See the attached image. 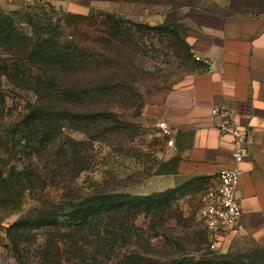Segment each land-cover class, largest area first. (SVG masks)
<instances>
[{
	"label": "rangeland",
	"instance_id": "rangeland-1",
	"mask_svg": "<svg viewBox=\"0 0 264 264\" xmlns=\"http://www.w3.org/2000/svg\"><path fill=\"white\" fill-rule=\"evenodd\" d=\"M0 12L14 17L26 37H34L32 25L19 21L33 15L43 37L57 36L60 44L66 40L79 43L92 55L83 60L85 65L79 70L66 73L87 82L88 96L83 103L77 100L78 105L70 107L66 115L62 113L61 129L54 128L56 140L39 148L40 137L25 136L20 120L33 103L39 109L46 106L44 92L36 97L33 87L45 81L48 73L41 66L35 69L27 62L29 55L23 56L19 49L0 47L4 102L0 105V169L5 175L12 174L15 188L24 193L20 209L11 211L12 205H0V264H82L83 255L86 264H96L95 258L99 263L103 260L102 264H119L125 250L150 256L149 264H264V250L249 242H238L221 252L220 242L209 237L198 251L194 250L190 238L195 234L206 236L197 217L204 198L200 181L138 194L146 190L144 183L153 176L146 174V168L151 173L168 168L159 135L141 116L143 90L170 85L193 70L196 60L192 55L188 58L185 49L189 47L192 54L189 38L198 27L197 16L264 14V0H0ZM107 12L145 26H129L128 36L94 42L100 30L96 22ZM76 23L79 29L74 30ZM16 62L22 66H16ZM63 106V100L55 104L57 109ZM77 112L91 116L88 126L76 120ZM34 123H29L28 129L37 132ZM107 124L122 125L125 132L112 139L104 131ZM82 166L87 169L78 171ZM57 179L60 182L56 184ZM97 185H120L118 191L133 195L163 194L162 200L156 196V204L162 203L159 211L141 212L136 217L135 224L142 228L139 242L128 248L115 247L107 258L91 244H86V252L81 253L73 245L80 243V235L67 227L63 218L55 226L35 218L42 216L46 203L54 202L59 195L89 191ZM8 187L0 184V196ZM20 218L27 225L11 228Z\"/></svg>",
	"mask_w": 264,
	"mask_h": 264
},
{
	"label": "crops",
	"instance_id": "crops-1",
	"mask_svg": "<svg viewBox=\"0 0 264 264\" xmlns=\"http://www.w3.org/2000/svg\"><path fill=\"white\" fill-rule=\"evenodd\" d=\"M189 38L192 51L207 59L191 72L143 92V122L157 132L168 168L144 183L146 190L164 191L198 180L217 183L219 171L233 167L231 137L216 128L213 107L227 108L247 138L237 197L243 229H221L213 238L221 252L238 242L264 250V14H201ZM164 121L172 129V144L156 128Z\"/></svg>",
	"mask_w": 264,
	"mask_h": 264
},
{
	"label": "trees",
	"instance_id": "trees-1",
	"mask_svg": "<svg viewBox=\"0 0 264 264\" xmlns=\"http://www.w3.org/2000/svg\"><path fill=\"white\" fill-rule=\"evenodd\" d=\"M89 16L92 15L90 14ZM35 19L32 15V17L28 16L27 21H19L20 23L23 22L24 25H32L34 37L30 38L18 30L20 27L14 17L0 12V47H6L9 50L13 48L19 49L20 54H23V56L29 55L27 62H30L35 69H40L39 66H41L48 73L45 81L38 82L37 87H33L36 97L40 96L41 91L44 92L47 99L46 106L39 109L38 105L35 106L36 104L33 103L20 120L21 130L26 133L25 136L36 134L40 137V140H36L37 146L40 148V145L44 144L47 146L48 143H53L56 140L57 134H55L54 128L58 126L57 129H61L62 126L61 123L59 124V120L62 113L66 115L70 107L77 104L78 101L83 103L84 98L88 96L87 82L82 79L67 77L68 74L66 73L70 70H79L85 65L83 60L92 57V55L79 43H72L66 40L60 44L57 41V36L55 37L56 39L54 37H43L41 35L43 33L41 32L42 29L36 25L37 19ZM96 24L100 27V30H97L99 37H94V42H107L111 37L116 39L117 36H128L130 33L129 26L136 28L145 26L142 23L138 24L124 20L122 17L109 12L104 13L103 18ZM78 25L76 23L73 29H79ZM25 40L27 44H25ZM185 50L188 51V58H190L192 55L189 53L190 48L186 47ZM21 62H16V66H22ZM195 63L197 61L194 62L192 69H194ZM57 74L62 76L61 79L57 77ZM59 100L64 102V106L61 109L55 107ZM3 104V94L1 93L0 85V105ZM142 105L143 96L141 95V109ZM77 113L76 120L86 122L88 126L91 116L82 112ZM32 121L35 122L34 125L38 128L37 132L35 129H28V124ZM107 126L104 131L108 132L112 139L117 140L121 133L125 132L124 129L121 130L122 125L107 124ZM84 132L87 133L86 131ZM30 139V137L27 138L28 142ZM130 139H133V136ZM84 153L85 151L83 155ZM86 169L82 166L78 171ZM146 169L147 175L161 173L158 171L151 173L150 168ZM55 176L57 177L56 174ZM36 177L39 178V176ZM13 178L12 174L5 175L0 169V184L9 185L0 196V205L7 208L12 205V208L9 207L11 211L20 209L24 198V193H19L17 188H15ZM26 178L28 181V177ZM34 179L36 178L34 177ZM59 182V179L55 180L56 184ZM119 187L121 186L107 187L97 185L89 191L76 190V192H71L67 196L59 195L54 202L50 200L48 204L46 203L47 209L43 210L42 216L39 215L35 218L39 223L52 226L59 225V220L63 218L64 223L66 222L67 224L66 226L74 228L80 235V243L75 242L73 245L77 246L81 253L84 254L86 252V244H91V246L99 248L103 252L102 256L107 258L114 249H121L124 246L128 248L129 244H137L139 242L142 228L138 227L134 222L138 214L141 212L159 211L162 206L161 201L156 204V196L160 195L159 200H162L163 194L152 196L133 195L118 191ZM13 199L16 203L11 204ZM41 202L43 203L42 205H45L44 200ZM38 206H35V208L37 209ZM25 225H27L26 221L20 218L11 228L18 230ZM204 230L205 237L199 238V234H195L190 238L189 242L194 245L195 251H198L200 245L210 237L207 230L205 228ZM147 242L149 243V241ZM80 258L81 263L86 264L85 256L83 255ZM94 262L102 264L103 260L99 263L95 258ZM118 262L119 264H149L151 258L150 256L133 251L126 252L125 250Z\"/></svg>",
	"mask_w": 264,
	"mask_h": 264
},
{
	"label": "built area",
	"instance_id": "built-area-1",
	"mask_svg": "<svg viewBox=\"0 0 264 264\" xmlns=\"http://www.w3.org/2000/svg\"><path fill=\"white\" fill-rule=\"evenodd\" d=\"M196 61L207 63V59L192 52ZM211 114L218 116L216 128L221 134L231 137V158L234 166L219 171L217 183L209 186L204 194L203 201L197 210V217L203 228L207 230L210 238L221 229H243L241 222V207L237 197V185L240 170L238 165L243 161L247 150V138L242 129L235 125L231 112L227 108L213 107ZM157 130L167 138L166 144H172V129L164 122L156 123ZM211 243L210 247L214 248Z\"/></svg>",
	"mask_w": 264,
	"mask_h": 264
}]
</instances>
